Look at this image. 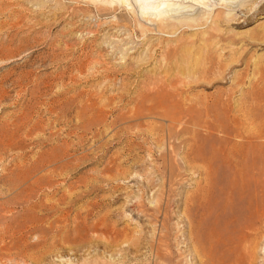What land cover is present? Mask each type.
I'll return each instance as SVG.
<instances>
[{"label":"rangeland","instance_id":"obj_1","mask_svg":"<svg viewBox=\"0 0 264 264\" xmlns=\"http://www.w3.org/2000/svg\"><path fill=\"white\" fill-rule=\"evenodd\" d=\"M136 1L0 0V264H250L264 0Z\"/></svg>","mask_w":264,"mask_h":264},{"label":"bare ground","instance_id":"obj_2","mask_svg":"<svg viewBox=\"0 0 264 264\" xmlns=\"http://www.w3.org/2000/svg\"><path fill=\"white\" fill-rule=\"evenodd\" d=\"M120 1L125 2L127 0H120ZM137 1L139 2V6L141 10L145 14L160 13L159 16H162L167 12V8L169 7V5H171L170 2L168 3V1L178 2L182 0H137ZM193 1L199 3V2H203L204 0H193ZM220 20L222 19H214L215 22H219ZM162 22L164 23V21ZM194 22H197V20H195ZM256 189L254 190V192L256 191ZM261 193L262 195L255 194L254 201L248 204V211L247 213H245L246 218L238 224V228L236 231L237 235L233 241L235 247L243 250L245 255L249 257L250 264H254V261L257 257L255 249L259 244V241L262 240L264 237V190H261ZM188 217L190 218L189 228H190L191 241L200 242L202 238L199 235V231H198L199 226L197 225L196 220H194V218H191L192 215L189 214ZM217 251H218L217 245L213 242H210L209 246L203 249L202 253L207 258L205 264H241V263H235L232 260L226 262L223 261L222 263H217L216 259L214 258V255Z\"/></svg>","mask_w":264,"mask_h":264}]
</instances>
